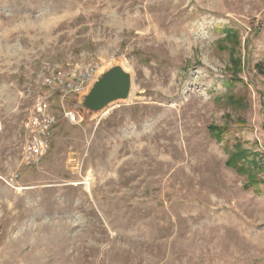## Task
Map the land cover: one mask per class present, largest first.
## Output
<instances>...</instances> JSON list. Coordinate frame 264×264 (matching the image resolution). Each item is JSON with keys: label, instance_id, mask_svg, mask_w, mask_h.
<instances>
[{"label": "rangeland", "instance_id": "1", "mask_svg": "<svg viewBox=\"0 0 264 264\" xmlns=\"http://www.w3.org/2000/svg\"><path fill=\"white\" fill-rule=\"evenodd\" d=\"M91 59L129 98L52 104L26 166L43 71ZM0 264H264V0H0Z\"/></svg>", "mask_w": 264, "mask_h": 264}, {"label": "built area", "instance_id": "2", "mask_svg": "<svg viewBox=\"0 0 264 264\" xmlns=\"http://www.w3.org/2000/svg\"><path fill=\"white\" fill-rule=\"evenodd\" d=\"M102 73V64L96 59L75 61L66 66H48L41 75L44 90L38 95L24 123L26 137L22 143L23 161L26 166L37 165L48 154L52 130L57 124L52 104L61 105L64 117L71 123H80L81 114L68 106V102L85 94Z\"/></svg>", "mask_w": 264, "mask_h": 264}, {"label": "water", "instance_id": "3", "mask_svg": "<svg viewBox=\"0 0 264 264\" xmlns=\"http://www.w3.org/2000/svg\"><path fill=\"white\" fill-rule=\"evenodd\" d=\"M131 88V74L120 66L112 67L100 74L85 94L74 100L72 109L82 115L84 112L99 113L113 103L126 101Z\"/></svg>", "mask_w": 264, "mask_h": 264}, {"label": "trees", "instance_id": "4", "mask_svg": "<svg viewBox=\"0 0 264 264\" xmlns=\"http://www.w3.org/2000/svg\"><path fill=\"white\" fill-rule=\"evenodd\" d=\"M54 113L56 114V112H54ZM55 127H57V125H56ZM55 127H54V128H55ZM54 128H53V130H54ZM212 129H213V131H215L214 128H212ZM53 130H52V131H53ZM222 137H223V134H218L217 139H218V140H221ZM239 156L244 157V154H243L242 152H239ZM238 159H239V157H238ZM232 160H233V159H232ZM229 163H230V161L228 162V164H229ZM246 172H247V170H246L244 173H246ZM244 173H243V174H244Z\"/></svg>", "mask_w": 264, "mask_h": 264}, {"label": "bare ground", "instance_id": "5", "mask_svg": "<svg viewBox=\"0 0 264 264\" xmlns=\"http://www.w3.org/2000/svg\"><path fill=\"white\" fill-rule=\"evenodd\" d=\"M126 149V148H125Z\"/></svg>", "mask_w": 264, "mask_h": 264}]
</instances>
